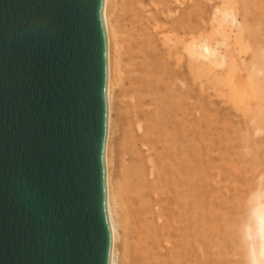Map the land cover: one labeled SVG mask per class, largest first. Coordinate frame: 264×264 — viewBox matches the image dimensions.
Listing matches in <instances>:
<instances>
[{
	"label": "bare ground",
	"instance_id": "obj_1",
	"mask_svg": "<svg viewBox=\"0 0 264 264\" xmlns=\"http://www.w3.org/2000/svg\"><path fill=\"white\" fill-rule=\"evenodd\" d=\"M186 1L104 0L109 107L105 160L107 209L112 232L111 264L207 263L210 250L206 235L207 216L211 213L206 209L205 184L209 178H206L205 167L210 163L205 165L208 158H204L203 120L199 115L197 127L195 123L194 128L192 125L189 127V119L192 118L189 112L191 102L188 103L192 85L190 76L193 74V80L202 86L206 80L212 88L217 87L221 97L223 84L224 88L228 84L231 98L242 104V101H249V97L258 95L261 98L264 88L263 80L259 79L264 76L255 67L264 56L261 52L260 57V50L256 51V48L253 57L259 60L256 65L254 62L246 80L238 73L241 68L238 69L236 51L230 53L223 68L225 72H221H227L226 82L213 73L217 70H213V63L221 56L218 43L214 41L220 35L226 38L237 19L232 16L228 21V9L219 8L216 14L221 19L216 17L217 23L213 19L216 24L211 23V31L207 32L205 24L206 28H201V24L199 27L192 25ZM259 24L247 27L254 43L264 35ZM237 27L240 32L241 25ZM220 59L216 62L220 63L223 60ZM259 97L257 105L263 106L264 100L262 104ZM248 151L243 152L249 154ZM260 151H264L263 148ZM253 156V159L256 157L255 162L256 159L259 161L257 156ZM261 181L260 189L252 192L249 202L246 201L252 207L264 200V182ZM212 195L215 198V194ZM213 205L209 207V212H213L211 216L215 213ZM209 224L214 232L213 238H209L210 241L213 239L210 247L220 249L223 237L219 226L214 221ZM234 227H226V233H222L224 237L226 234L228 238L242 236L241 239L248 244L244 243L248 247L249 263L264 261V236L256 232L253 224L242 229V233L239 223ZM240 248L237 251H242Z\"/></svg>",
	"mask_w": 264,
	"mask_h": 264
},
{
	"label": "water",
	"instance_id": "obj_2",
	"mask_svg": "<svg viewBox=\"0 0 264 264\" xmlns=\"http://www.w3.org/2000/svg\"><path fill=\"white\" fill-rule=\"evenodd\" d=\"M104 0H0V264H111Z\"/></svg>",
	"mask_w": 264,
	"mask_h": 264
},
{
	"label": "rangeland",
	"instance_id": "obj_3",
	"mask_svg": "<svg viewBox=\"0 0 264 264\" xmlns=\"http://www.w3.org/2000/svg\"><path fill=\"white\" fill-rule=\"evenodd\" d=\"M186 2H187V6H189V9H190L189 12L191 14L189 13V16L191 15L190 19L192 20V25L194 27L196 26L199 27L198 24H201L202 25L201 28H204L205 27L204 24H205L207 25L206 26L207 32L211 31V27L215 22L217 23L216 17L221 19L220 15L218 13L216 14L217 9L219 8L228 9L230 13V15H228L229 17L228 21L232 18V16L236 17L237 23L232 24V27H231L232 30L229 33H226L227 35L226 38L220 35L216 37L215 41L213 39L214 43L215 42L218 43L217 45L219 47L218 49L221 51V56L223 55V58H221V56L220 58L223 60L221 61L220 58H217V59H220L221 61L220 63H217L216 62L217 59L215 58L216 59L215 62L217 64L215 62L213 63L214 65V67L212 66L213 70L214 69H217V70L222 69V70L219 72L217 70H214V71L212 70V71L213 73L217 74L219 78L220 77L223 78L221 81H225L224 78L225 79L228 78L227 76L228 74L227 72L225 73L226 75L222 74L225 72L223 68L225 69V66L229 60L230 53L233 51H236L238 69L239 67L241 68L239 69L240 72L238 73L239 74L241 73L240 75L243 78V80H246L248 73L251 72L250 70L252 69L254 62L256 65V62L259 60L258 58L256 61L253 57L254 49L256 48L255 49L256 51L260 50L259 52L260 57H261V52H262V55L264 56V35L263 36L261 35L260 37L261 39L255 40L256 43H254V41L250 38V35H249L250 31L247 28L248 26L251 28H253L254 26H257V22H258L260 23L259 27L260 26L262 27V28L260 27L262 32L264 31V28H263L264 27V18H263L264 17V0H187ZM200 18L202 20H199ZM213 19H215L214 20L215 22L212 21ZM203 20L205 21V23L203 22ZM237 25H241L242 27L240 32L238 31ZM259 61L255 67H257L256 69H260L262 75L264 76V59L260 58ZM222 63L224 64V66ZM218 73H221V74H218ZM191 76H190V84L192 85L189 84L190 85V93H189L190 99L188 100V103L189 102L192 103V104L189 103V112L191 113L190 115L192 116V118L189 117L190 118L189 127L191 125L193 128L194 126L197 127V125L199 124V121L203 120V122L201 121L202 122L201 129H202V132L204 131L203 132V141L205 143L203 144L205 145L204 146V155H205L204 158L205 159L208 158L205 161V165H207L208 163L211 164V165L208 164L205 167L206 174H207L206 178L207 179L209 178L210 180V181L207 180L208 182L206 181L207 184H205V193L207 197V208L206 209L208 213L213 214V212H209L210 204L212 205L214 204L213 206L215 208L214 215L211 216V214H208L207 216L208 226L206 230V235H207V241L209 243L208 249L210 250H208L207 252V256L209 257L207 258L206 264H250L248 247L246 248L244 246V243L247 246L248 244L246 241L244 242V239H241L243 237L241 236L240 238L239 237L228 238L226 237L227 236L226 234L225 235L226 238H225L224 234L222 233L228 226L231 228V227H234V225L236 224L234 227L236 228L237 223H239L240 226L242 227L241 233H242V229L245 230L246 226L252 225V222L249 217V210L252 206L248 202L251 198V195H253V193H255L258 188L260 189L259 185H260L261 180L259 179L260 178L262 179V177L264 176V159H263L264 151H260L262 150V148L264 150V123H262L264 122L263 120L264 119V107H263L264 106L263 104L264 103L263 101L264 100V97H263L264 88L262 87L263 91H261L262 92L261 94L263 96L260 95L261 98L258 95L249 97L248 98L249 101H246V100L242 101L244 103L242 104L241 101H237L236 99H233V97L231 98L230 96L231 92H229L230 90H228L229 86L227 87L228 84L225 86V88L223 84L222 88H223L224 95L222 94V97H221L220 94L218 95L219 89L217 87L212 88L210 84L206 82V80L203 83L204 86H202L200 85L201 84L200 82L197 83V80L195 79L193 80L194 76L192 77ZM259 77L261 76L259 75ZM259 79L260 81L263 80L264 82V77H261ZM207 84H208V87H207ZM263 85L264 84H262V86ZM216 93L217 95H215ZM223 97H226V98H223ZM258 97L261 99L259 100L260 102L263 101V103L261 102L263 106H261V104L259 103L260 105L259 104L258 105L260 107H257ZM197 98L198 100H200L199 103L197 101ZM232 100H235V102L234 101L232 102ZM202 102L204 104H202ZM195 103L200 104L202 108L198 104L195 106L194 105ZM234 103L235 104L237 103V105H235ZM190 104H191V107H190ZM245 104L246 105L248 104L250 109H247L248 106H246ZM199 107L201 108V110H203L202 112L200 111ZM242 107L244 108V110ZM245 108L249 111H247ZM239 109L242 110L241 112L244 111L243 112L244 115L243 113L240 112ZM251 109H252V112L250 111ZM256 109H257V112H256ZM258 109L260 110V112H258ZM191 110L193 113L191 112ZM254 111L256 112L255 115L257 116L254 115L255 113ZM245 112L248 113V115ZM198 115H199L200 120L198 118ZM209 117H211V119ZM204 120L206 121L204 122ZM210 120H212L211 123H210ZM193 123H195L194 126H193ZM248 149L250 151H248L249 154L245 153L247 155L246 156L244 152L245 150H248ZM226 151H227V154L225 156L224 153ZM253 151H258V153L253 152ZM250 152H253V155L257 156L259 161H257L256 159V162H255L256 157L253 159L254 156L251 155ZM221 155L222 156L224 155V156L221 157ZM248 155L251 158H247L249 157ZM242 162H243V165L241 164ZM249 162L253 167L249 164ZM232 165H235L236 170L234 169V166L232 167ZM211 166L213 167L209 168ZM255 167H257L258 169L256 170ZM252 168H254V170ZM256 181L259 183H256ZM261 182L263 183L264 180H262ZM208 184H209V187H208ZM207 187L209 188L208 190H207ZM263 187H264V183H263ZM207 191H209V193ZM212 194H215L214 195L215 198H213ZM210 198L213 199V202ZM240 200L243 202L244 206L242 202L240 203ZM209 216L212 217L213 220L210 219ZM211 220L214 221V223H216L217 226H219L218 230L221 233V238L223 237L221 239L222 247H220V249L219 248L215 249L213 246L210 247V243L213 242V239H211L210 241L209 238L210 237L213 238L212 233H214L212 232V229L209 227L210 225L209 223L212 222ZM223 226H225V229ZM229 232L231 233V231ZM222 248L225 251L221 250ZM239 248L242 251H237ZM218 249L220 251L219 254H218L219 251L217 252ZM226 251H228L227 255L225 254Z\"/></svg>",
	"mask_w": 264,
	"mask_h": 264
},
{
	"label": "clouds",
	"instance_id": "obj_4",
	"mask_svg": "<svg viewBox=\"0 0 264 264\" xmlns=\"http://www.w3.org/2000/svg\"><path fill=\"white\" fill-rule=\"evenodd\" d=\"M250 220L259 235L264 236V200L249 210ZM256 264V262H252ZM260 264H264V261H261Z\"/></svg>",
	"mask_w": 264,
	"mask_h": 264
}]
</instances>
